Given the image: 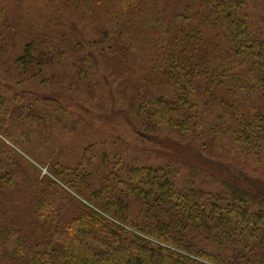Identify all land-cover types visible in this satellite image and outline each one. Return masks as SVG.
<instances>
[{
    "label": "trees",
    "instance_id": "obj_1",
    "mask_svg": "<svg viewBox=\"0 0 264 264\" xmlns=\"http://www.w3.org/2000/svg\"><path fill=\"white\" fill-rule=\"evenodd\" d=\"M259 1L178 0L167 15L162 0H53L63 21L51 9L34 23L0 8V49L16 53L13 80L47 84L60 70L90 89L97 75L128 93L144 131L264 165ZM65 122L83 125L82 107L0 81V264H264V197L178 183L167 164L129 165L114 141L120 150L95 145L102 170L80 188L69 169L81 163L45 151Z\"/></svg>",
    "mask_w": 264,
    "mask_h": 264
},
{
    "label": "rangeland",
    "instance_id": "obj_2",
    "mask_svg": "<svg viewBox=\"0 0 264 264\" xmlns=\"http://www.w3.org/2000/svg\"><path fill=\"white\" fill-rule=\"evenodd\" d=\"M49 1L0 0V8H2L3 15L13 18L23 11L26 14V20L33 23L43 21L45 17L43 13L52 9L53 13L63 21L64 15L60 9L56 4H53V0ZM177 1L162 0V10L169 15ZM261 4H264V0L259 1L258 6ZM70 14V12H66V17ZM82 38L84 39L82 42L85 43L87 40L85 33L82 34ZM15 55V52L9 51V47L0 49V81L14 94L33 92L35 96L52 98L66 105L80 106L83 109L84 124L75 125L65 122L62 126L67 130L61 132L45 149L46 154L49 153L54 161H58L57 157H61L59 160L65 163H81V166L69 169L72 180L78 187L82 188L91 176L94 178L96 172L102 170L100 161L97 160L98 146H95L98 145V141L107 144L108 151L111 146H114L113 151L120 150L119 145H112L114 141L128 147L123 151L121 149V159L129 165L157 167L167 164L176 171L178 183H190V185L195 182L197 185L203 183L207 190H210L209 188H224L229 192L232 190L243 194L249 193L248 195L253 199L264 197L263 163L257 164L249 156H243L244 153L240 155L236 151L231 152L232 150L228 148L202 153L182 136L169 130L159 131L157 134L144 131L137 124L135 108L127 97L128 93L121 90L119 86L118 88L110 86L109 90H106L97 75L94 78L95 85L90 89L76 86L70 78H65L64 74H61L62 72L59 73L60 70L50 83L45 84L36 80L31 85H27V83H23L24 77H16L15 80L20 81L16 86L13 83L15 80L11 78L16 72L13 65ZM91 66L93 65L91 64ZM71 72L73 73V71ZM106 79L111 82L110 78ZM118 90L121 91L120 94L117 93ZM21 91L23 93H20ZM19 128L21 129V127ZM3 141H5V146L13 147L6 139ZM60 143H64L65 146L59 147ZM18 153L34 166L40 178L50 176L48 164L38 165L19 149ZM98 156H100L99 153ZM109 158L111 159L112 156L109 155ZM91 159L93 160L92 165H88L87 163ZM56 163L61 165L60 162ZM85 165L86 167H84ZM63 188L68 189L65 186ZM194 188L198 189L197 186Z\"/></svg>",
    "mask_w": 264,
    "mask_h": 264
}]
</instances>
